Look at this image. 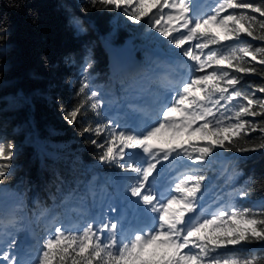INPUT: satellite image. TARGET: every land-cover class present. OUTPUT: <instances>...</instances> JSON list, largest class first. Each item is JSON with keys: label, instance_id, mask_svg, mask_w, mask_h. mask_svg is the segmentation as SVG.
I'll return each mask as SVG.
<instances>
[{"label": "snow or ice", "instance_id": "6c2138e0", "mask_svg": "<svg viewBox=\"0 0 264 264\" xmlns=\"http://www.w3.org/2000/svg\"><path fill=\"white\" fill-rule=\"evenodd\" d=\"M87 2L136 24L144 20L149 30L180 49L177 55L193 63L181 65L186 74L170 82L151 113L136 109L141 113L138 125L122 127L104 115L103 97L89 71L93 62L85 57L77 102L62 109L64 119L77 124L88 113L95 115V123L87 124L83 132L101 150L100 163L129 174L123 177L127 204L119 212L109 204L107 211L101 210L75 231L51 215V229L37 240L33 259L17 249L22 220L17 213L24 209L20 202L11 216L0 218V264H264V256L238 255L234 247L264 245V202L257 208L230 202L251 197L252 176L227 193L229 201L214 211L202 203L207 169L218 149L241 154L264 149V83L245 80L248 75L264 80V0H215L207 12L198 0ZM74 22L79 27L80 22ZM210 26L219 31H210ZM7 36V28L0 26V44ZM256 132L259 143L251 136ZM197 133L207 142L191 143ZM14 150V143L0 140V184L11 175ZM165 162L172 166L167 176ZM177 162L183 171L177 170ZM45 217L48 209L37 219Z\"/></svg>", "mask_w": 264, "mask_h": 264}, {"label": "trees", "instance_id": "16d2710c", "mask_svg": "<svg viewBox=\"0 0 264 264\" xmlns=\"http://www.w3.org/2000/svg\"><path fill=\"white\" fill-rule=\"evenodd\" d=\"M127 21L116 11L91 7L87 0H0V26L8 31L7 39L0 44V140L15 144L11 175L0 187L12 188L21 195L24 209L17 213L22 217L20 227L25 224V216L36 234L43 236L45 222L37 219L43 209L64 221L69 206L79 199L92 202L105 183L113 187L118 177L129 175L98 161L101 150L89 142L90 134L83 132L87 124L95 123L94 114L88 113L82 123L69 124L62 111L77 102V82L86 56L93 62L89 71L95 89L101 87L121 96L128 89L141 88V73L114 71L107 48L122 45L132 36ZM154 39L151 35L146 43L156 45ZM245 80L264 83L259 75H248ZM154 84L158 86V82ZM103 113L109 117L104 107ZM251 136L255 143L260 142L258 132ZM53 142L63 143L62 155L40 151L41 144L51 148ZM190 142L207 141L197 133ZM217 152L228 158L227 172L221 173L215 165L209 167L205 190L222 186L221 197L226 202V194L252 176L255 183L250 185L251 197L230 202L242 208L259 207L264 202V149L243 154ZM81 219L76 216L72 225L79 228ZM24 230L21 227V233H16L17 246ZM234 247L239 249L238 255L264 256V245Z\"/></svg>", "mask_w": 264, "mask_h": 264}, {"label": "rangeland", "instance_id": "374dc122", "mask_svg": "<svg viewBox=\"0 0 264 264\" xmlns=\"http://www.w3.org/2000/svg\"><path fill=\"white\" fill-rule=\"evenodd\" d=\"M201 5L202 11H209L210 8L215 3V0H198ZM124 20L126 19L121 14L118 13ZM145 20L147 18H144ZM127 31L132 35L130 38L118 46H109V50L112 55V66L113 70H122L124 72L133 73L136 72L141 73V92L133 91V89H128L125 91L123 95L115 96L112 92L104 91L101 87L98 89L103 97L104 103L103 107L106 110L109 117L123 127L124 125H129V120L127 118L124 119V116L120 115V108L124 109L127 103L133 102L134 97H138L142 93H145L150 99L154 94L157 96L159 93L151 88V82L157 75L158 71L166 70L172 73L173 71H180L181 77L186 74L187 69L183 68L181 65L183 63L191 64L192 61L188 60L187 57H181L177 55L180 49H177L174 45H169L163 37L156 33L154 29L149 30L148 25L144 23V20L141 21L140 24L133 23L131 21H127ZM163 24L164 21H161ZM141 31V32H140ZM210 31L218 32L219 29L215 28V26H210ZM153 35L154 42L156 45H150L146 43L149 36ZM174 35H176L174 33ZM143 36L144 39L141 40ZM163 41V44H161ZM187 46V45H185ZM162 72V71H161ZM162 75V73H159ZM139 93V94H138ZM155 98V97H153ZM120 107V108H118ZM122 112V111H121ZM124 119V120H123ZM124 121V123H122ZM119 130V129H118ZM167 135V134H165ZM185 139H189L187 134L184 136ZM51 148L40 145V151L46 152L47 154H52L53 156H60L62 149L64 148L63 143L53 142L50 144ZM166 146V145H163ZM212 165H215L217 170L221 173L227 172L228 158L224 156V154H218V157L212 162ZM172 167L168 162L164 164V176L168 175V170ZM176 168L178 171H183V167L180 165V162H177ZM177 172L173 171L172 175H176ZM102 181L104 179L101 178ZM105 183V182H104ZM126 184V180L123 177H118L117 181L114 183L113 187L110 184H106L104 186V190L99 192L92 202L88 200L79 199L76 204H72L69 206L66 211L64 221L58 219L65 228L70 230H78L77 224L72 225L75 221V217L79 216V218H83L84 220L78 221L80 224L84 225L86 222L90 221L94 217L97 216L101 210L107 211V206L109 204H113L117 206V211L119 212L123 209L127 200L124 195V186ZM213 190V189H212ZM222 186L216 187L214 191H204V200L203 206L208 207L209 211H214L216 207H218L224 201L221 200ZM13 196H15L13 198ZM135 199V198H133ZM22 201V197L18 191L8 188V187H0V218H8L16 211V205ZM7 206V207H5ZM73 208L79 209L80 212L78 214L77 211H72ZM130 211V210H129ZM109 215H115V213H109ZM50 216L43 218V223L45 224V233L43 236L40 234H36L32 226H30L29 220L24 216L25 224L22 227L24 228L25 233L23 235L22 241L17 246L18 251L22 256H31L35 259L37 255V249L39 245L37 240L42 239L48 233L46 229H51ZM81 225V226H82ZM74 226V227H72ZM20 232V231H19ZM21 233V232H20Z\"/></svg>", "mask_w": 264, "mask_h": 264}, {"label": "bare ground", "instance_id": "6f19581e", "mask_svg": "<svg viewBox=\"0 0 264 264\" xmlns=\"http://www.w3.org/2000/svg\"><path fill=\"white\" fill-rule=\"evenodd\" d=\"M162 71V72H161ZM161 71H158V73L157 74H159V73H162V74H164V73H166V70H161ZM161 75V74H160ZM173 79H174V77H173ZM15 196H13V198H14ZM5 207H7V206H5Z\"/></svg>", "mask_w": 264, "mask_h": 264}]
</instances>
